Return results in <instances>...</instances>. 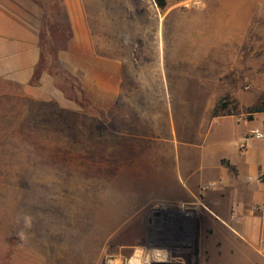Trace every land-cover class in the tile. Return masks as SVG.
Masks as SVG:
<instances>
[{
  "label": "rangeland",
  "instance_id": "rangeland-1",
  "mask_svg": "<svg viewBox=\"0 0 264 264\" xmlns=\"http://www.w3.org/2000/svg\"><path fill=\"white\" fill-rule=\"evenodd\" d=\"M30 1L41 8V68L49 71L32 85L44 83L50 99L0 81V264H262L264 242L255 250L245 239L242 216L227 219L200 195L176 204L157 194L152 143L140 139L155 133L134 114L159 113L163 81L180 101L196 83L227 91L220 114L261 125L264 0L232 8L249 24L242 31L206 26L231 18L226 0H161L164 8L157 0ZM74 26L96 53L148 73L136 110L94 108L79 79L61 71L55 55Z\"/></svg>",
  "mask_w": 264,
  "mask_h": 264
},
{
  "label": "crops",
  "instance_id": "crops-1",
  "mask_svg": "<svg viewBox=\"0 0 264 264\" xmlns=\"http://www.w3.org/2000/svg\"><path fill=\"white\" fill-rule=\"evenodd\" d=\"M251 1L226 0L224 4L229 7L231 18L225 22H208L206 26L216 30L247 29L249 24L239 16L240 10L232 8ZM38 8L39 11L30 0H0V81L22 87L34 99L46 100L50 97L41 95L44 83L32 85L43 55L41 22L36 17L41 8ZM72 23L75 24L74 20ZM74 29L75 36L67 43L68 48L57 54L61 71L79 79L82 92L94 108L107 109L109 114L122 103L136 110L142 93H149L144 81L148 73H136L126 58L96 53L92 42L78 36L75 26ZM199 38L198 35L193 38L194 44ZM144 69L147 66L139 65V71ZM39 73H44L45 82L49 71ZM164 76L167 79V74L162 79ZM150 90L155 93L154 86ZM174 90L168 83L164 86L163 81L161 91L166 97L156 107L159 113L150 119L134 114L139 125H147L155 133L140 136L152 143L149 149L155 157V178L151 183L165 201L187 204L200 195L207 205L228 214L227 219L238 220L242 216L238 220L241 234L255 250L260 249L264 242V181L257 177L264 174V140L250 138V132L262 123L258 126L254 119H245L241 114H215L226 90L191 84L186 88V93L191 95L187 101L175 97ZM250 99L255 100L254 93ZM236 143H246V151L240 150ZM211 186L214 188L202 193Z\"/></svg>",
  "mask_w": 264,
  "mask_h": 264
},
{
  "label": "built area",
  "instance_id": "built-area-1",
  "mask_svg": "<svg viewBox=\"0 0 264 264\" xmlns=\"http://www.w3.org/2000/svg\"><path fill=\"white\" fill-rule=\"evenodd\" d=\"M250 138H253V139L259 140V141L264 140V120H263L262 125L260 127H257L250 132ZM235 145L238 146V148L242 151H246V149H247L246 143H241V144L236 143ZM257 179L259 181H264V174L260 173L258 175ZM211 187H213V186H211ZM209 188L210 187H207V188H205V190L209 189Z\"/></svg>",
  "mask_w": 264,
  "mask_h": 264
},
{
  "label": "trees",
  "instance_id": "trees-1",
  "mask_svg": "<svg viewBox=\"0 0 264 264\" xmlns=\"http://www.w3.org/2000/svg\"><path fill=\"white\" fill-rule=\"evenodd\" d=\"M161 0H157V3H158V6L160 7V8H164V4H162L161 2H160ZM42 49H43V47H42ZM45 49H43L42 51H43V55H42V60L44 59V57L46 56V53H45V51H44ZM53 52H55V51H53ZM55 58H57V56L55 55ZM42 60H41V64H40V69H39V71H43L44 69H42L41 68V65H42ZM57 62H58V59H57ZM39 71H38V73H39ZM36 75H37V73L35 74V76H34V78L33 79H35L36 78ZM34 84V83H33ZM226 106L225 105H222L221 106V109H224ZM219 112H220V110H219V108L217 107V110L215 111V114H219Z\"/></svg>",
  "mask_w": 264,
  "mask_h": 264
},
{
  "label": "clouds",
  "instance_id": "clouds-1",
  "mask_svg": "<svg viewBox=\"0 0 264 264\" xmlns=\"http://www.w3.org/2000/svg\"><path fill=\"white\" fill-rule=\"evenodd\" d=\"M24 219H25L26 226L31 227V223H32L31 217L26 216Z\"/></svg>",
  "mask_w": 264,
  "mask_h": 264
},
{
  "label": "water",
  "instance_id": "water-1",
  "mask_svg": "<svg viewBox=\"0 0 264 264\" xmlns=\"http://www.w3.org/2000/svg\"><path fill=\"white\" fill-rule=\"evenodd\" d=\"M158 264H168V263H158Z\"/></svg>",
  "mask_w": 264,
  "mask_h": 264
},
{
  "label": "bare ground",
  "instance_id": "bare-ground-1",
  "mask_svg": "<svg viewBox=\"0 0 264 264\" xmlns=\"http://www.w3.org/2000/svg\"><path fill=\"white\" fill-rule=\"evenodd\" d=\"M118 264H121V263H118Z\"/></svg>",
  "mask_w": 264,
  "mask_h": 264
}]
</instances>
